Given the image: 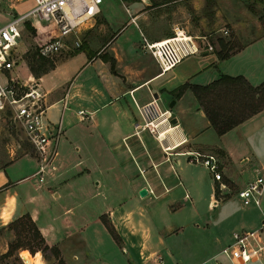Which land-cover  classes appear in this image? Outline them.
<instances>
[{
  "label": "crops",
  "instance_id": "obj_1",
  "mask_svg": "<svg viewBox=\"0 0 264 264\" xmlns=\"http://www.w3.org/2000/svg\"><path fill=\"white\" fill-rule=\"evenodd\" d=\"M30 2L27 5L24 0L18 12L13 11V13L24 14L33 5V0ZM13 5L16 7L15 2ZM5 14L7 18L0 25L13 16ZM26 22L32 27H36V23L39 24L28 17L25 18L20 29L27 28ZM108 35V38L95 48L85 45L87 50L71 54L82 47L73 48L74 50L68 55L54 61L53 67L36 77V80L39 88L45 93L44 101L48 105L46 115L51 121L60 118L61 132L63 133L64 130L65 138L70 140L69 130L74 125L65 112L67 104H70L77 106V119L83 123L82 125L89 124L92 128H97L98 141L112 160V163H107L105 166L108 170L119 166L122 179L114 172L112 175L105 173L102 177L97 176L98 179L94 180L93 184L98 186L102 182L103 188L98 190L102 197L97 199L94 215L87 219L84 215L77 214L76 217L79 219L75 220L73 216L76 215V211H71L72 206L65 205L58 208L51 206L53 200H56L53 195L58 196L59 191L52 193L49 189L48 186L55 175L47 169L53 167L51 161L56 155V150L40 173L38 162L32 156L20 155L9 159L0 164V226L6 225L21 213H28L44 241L58 248L59 256L65 264H75L79 252L83 255L78 264L85 262L157 264L153 255L158 254L161 258L159 248L164 234L178 229L169 231V225L162 224V218L167 212V205L169 209L179 206L176 201L179 191L182 192V201L188 204V209L194 215L199 214L200 202L203 200L207 207H210V203H215L214 199L217 200L214 197V185L218 181L203 174L199 169L203 168L197 167L196 163L188 162L181 151L212 152L211 149H218L221 152L224 163L219 157L218 162L224 180L221 181L223 187L219 188L218 192L229 191L224 188L226 182L234 186L230 188L231 192L221 199L224 200V205L235 196L241 201L236 190L253 178L256 171L264 176V107L218 135L208 124L203 111L188 88L179 95L173 93V89L183 81L204 84L217 77L218 72L242 74L252 84L264 80V32L245 41L221 60H217L213 54L207 63L175 70L168 78L162 80L158 79L166 70L163 72L159 70L153 57L141 44L143 50L133 41L117 45L115 42L117 35L114 33ZM70 45L67 44L63 48L69 49L67 47ZM199 51L203 55L208 54L205 48ZM149 63L153 64V70H147ZM42 79L45 83H42ZM169 98L173 100L172 110L163 106V102L169 101ZM150 100H154L153 103L158 110L167 108L171 111L169 120L175 118L176 126L170 127L171 131L167 130L161 144L153 134L141 126L142 118L138 107ZM102 109L106 111L99 112ZM78 110H82L83 113L79 114ZM195 115H199V120L203 122L200 126L195 125ZM101 127L104 128L102 137L100 136L102 130L99 129ZM208 129L213 130L217 137L208 138L204 134ZM223 136L224 142L221 140ZM182 137L184 141L177 142ZM65 138L62 140V146L65 145ZM129 138L131 141H128ZM165 146L168 149L166 153L161 149ZM76 148H79V144ZM115 148H122L129 159L119 164L110 150L115 151ZM212 153L217 156L216 153ZM167 156L169 159L170 156L173 157L176 171L171 162H168ZM80 160L77 159L76 162ZM238 160L247 166L244 168L242 167L244 164L237 165ZM45 176L48 181L44 183ZM118 179L124 182L126 189L124 193L117 192ZM158 185L161 187L156 191ZM140 187L146 188L144 195L138 194ZM98 191L94 194H98ZM149 194L153 195L154 199L160 196V199L144 202ZM50 195L54 198L49 203ZM259 204L258 206L246 204V207L253 209V215L251 213L247 215L245 224L240 225L242 227L228 230L226 239L230 237L231 230L258 228L264 217V206L261 208ZM230 213L228 211L224 214V221L231 216ZM101 214L111 223L118 241L106 230L99 217ZM238 221L242 222L241 219ZM263 230L264 227L259 235L264 242ZM90 231L95 237L94 245L97 247L95 252L88 249ZM102 235H105L104 239H107L108 243L102 242ZM220 247L218 244L206 245L205 255L201 261L206 262L213 258ZM36 258L38 256L31 261ZM255 261L264 264V248L258 259L250 262Z\"/></svg>",
  "mask_w": 264,
  "mask_h": 264
},
{
  "label": "rangeland",
  "instance_id": "obj_2",
  "mask_svg": "<svg viewBox=\"0 0 264 264\" xmlns=\"http://www.w3.org/2000/svg\"><path fill=\"white\" fill-rule=\"evenodd\" d=\"M23 1L0 0V23L7 18L5 13H8L9 16L15 15L13 11L17 13L19 7L23 6ZM10 2H12L11 5L9 4ZM14 2L16 7L13 5ZM29 3H31L30 0H26V4L28 5ZM13 7L15 8L13 9ZM99 9L100 12L93 21L80 25L77 30V37L80 41L77 48H82L72 52L76 47L70 45L67 47L69 49L58 50L50 56L55 62L70 52H72L71 54H76L87 50L85 45L91 48L100 46L105 38H108V34L113 33L117 35L115 39L117 45L133 41L138 44L141 50H143L140 46L143 38L146 40L159 39L171 35L175 29H182L191 35V38L198 43L200 50L207 43L210 44L211 48L206 50L207 55H203L198 51L182 57L174 67L163 72L158 79L162 80L168 78L175 70L191 68L203 62L207 63L209 58L219 48V39L229 45L226 47L227 51H232L238 49L245 41L264 32V0H102L99 4ZM35 26L33 27L34 31L28 28L20 30L18 42L13 50V57L18 60V63L10 69V73L20 79L30 73L28 64L35 62L36 55L33 52H35L37 44L51 34L49 26L44 27L37 23ZM223 28L227 29L226 34L221 31ZM67 44L71 43L68 42ZM149 69L153 70L152 63H149L147 70ZM43 80L42 83L44 82ZM171 100L169 98V101L163 102V106L172 110L174 107L168 106ZM67 105L65 112L74 125L69 130L70 135L68 137L70 140L65 138L64 130L63 133H60L56 143V155L51 161L53 167L52 169H47L55 175L48 186L49 189L52 190V193L59 191L58 196L53 195L56 198L55 201L53 200L54 197L50 195L49 203L53 200L51 206L55 208L65 205L72 206L73 209L71 211H76V215L73 216L75 220L79 219L76 217L77 214L84 215L87 219H90L94 215L98 204L97 199L102 197V195H99L98 190L103 188L101 187L102 182L96 186L93 181L98 179L97 176L102 177L105 173L112 175L114 172L120 179H122V174L119 173V166L114 167L112 170H108L105 166L107 163H112V160L108 156L107 150L98 141L97 128H92V125L89 124L86 126L82 125L83 123L77 119V106ZM103 110L106 111V109H102L99 112ZM198 116L195 115L194 121L195 125L200 126L203 122L199 120ZM203 118L205 120V117ZM190 120L193 121L191 118ZM99 129L102 130L100 134L102 137L104 128L101 127ZM147 134L149 135V133ZM204 134L211 139H213V136L217 137L211 129L204 131ZM64 138L66 139L65 145L62 146ZM221 140L224 142V136ZM128 141H131V138ZM78 144L79 148L77 149ZM110 150L119 164L129 159L122 148H115V151ZM211 150L224 163L221 152L218 149ZM20 155L32 156L37 162L40 157L25 141L23 132L13 124L10 114H7L4 109H0V164ZM170 158L167 156L168 162H171L174 168L173 157L170 156ZM77 159L81 160L76 162ZM242 164H244L242 166L244 168L247 166V164L238 160L237 165ZM196 165L203 168H199L203 174H206L208 178L209 176L211 177L206 167L204 168L200 163H196ZM174 171H176L175 168ZM46 179L47 176H45L44 183L48 181ZM120 179L117 180L116 184L119 194L126 191L124 182ZM223 180L224 177L222 176L220 181ZM215 183L217 184V189L220 190L219 183ZM225 186L224 188L229 189V191L217 192L215 197L217 200H215L214 204L210 203V207L206 206L205 200L200 202L201 208L197 215L190 212L188 204L182 201V192L178 190L179 194L176 196V201H178L179 206L169 209L167 205V212L163 214L162 218V224L169 225V231L178 229L164 234L160 245L161 248H159L161 258L158 254L153 255L158 262H156L157 264H196L197 262L201 264H216L215 259L217 257L210 258L206 262L201 261L205 255V246L218 244L220 247L226 244L229 241V238L226 239V232L233 227H242L240 225L245 224L244 221L248 218L247 215L249 213L253 215L254 213L252 208L243 205L240 200H237L236 196L232 197L224 205V200L221 199L224 196L226 197L228 192H231L230 188L234 187L232 183L228 182L225 183ZM160 187L158 185L156 191H159ZM96 191H98V194L95 195ZM152 198L153 195L149 194L148 198L145 197L144 202L157 201L160 196L155 197V199ZM263 199L264 194L262 195L261 192L259 196V200H261L259 207L261 208L264 206ZM228 211L231 212V216L224 221V214ZM237 218L241 219L242 222L238 221ZM13 236L12 230L5 225L0 226V264H54L52 256L46 259L43 257L41 250L37 249L32 252L27 247H24L27 244L14 249L10 254L3 255L6 243ZM104 236H101V240L106 244L109 241L104 239ZM23 240L26 241L24 238ZM88 241L90 242L88 249L95 252L97 247L94 245L95 237L92 231H90ZM35 251L39 252L38 255L35 254L36 256L33 255ZM81 255L83 254L79 252V258L74 261L75 264L80 262ZM87 255L89 254L87 253ZM37 256L39 259L36 258L31 261ZM246 264H259V262L255 261L252 263L249 261Z\"/></svg>",
  "mask_w": 264,
  "mask_h": 264
},
{
  "label": "built area",
  "instance_id": "obj_3",
  "mask_svg": "<svg viewBox=\"0 0 264 264\" xmlns=\"http://www.w3.org/2000/svg\"><path fill=\"white\" fill-rule=\"evenodd\" d=\"M101 2L102 0H33V5L27 12L13 15L0 25V109L8 110L12 122L23 132L27 142L40 156L39 173L52 159L62 128L60 118L51 121L47 117L48 105L44 101L45 93L39 88L36 77L29 73L20 79L10 73V69L18 63V60L13 57V50L20 36V27L28 17L41 26H49L51 34L37 44L36 54L50 57L67 46L68 42L74 47L79 46L77 30L80 25L94 20L100 12ZM221 31L224 34L227 33L226 28ZM141 46L153 57L161 72L174 66L182 57L200 50L198 43L182 29H175L171 35L159 39L143 38ZM204 48L207 50L211 46L207 43ZM153 101L150 100L138 107L142 118L141 126L153 134L161 144L167 129L175 127L176 124L169 121L170 111L167 108L158 110ZM77 112L83 113L82 110ZM183 141V137L177 140L179 143ZM161 149L164 153L168 150L167 146ZM181 152L185 154L188 162L205 166L212 179L218 181L219 188L223 187L220 181L218 157L215 154L197 150ZM263 187L264 176L256 171L253 178L237 189L236 193L242 204L258 206ZM150 192H152L151 189ZM263 227L264 217L256 229L232 230L229 241L222 245L213 256L217 257L216 264H246L258 259L264 248V242L259 235Z\"/></svg>",
  "mask_w": 264,
  "mask_h": 264
},
{
  "label": "trees",
  "instance_id": "obj_4",
  "mask_svg": "<svg viewBox=\"0 0 264 264\" xmlns=\"http://www.w3.org/2000/svg\"><path fill=\"white\" fill-rule=\"evenodd\" d=\"M26 27L34 31V28L29 26L27 22ZM218 45L219 48L215 51L217 60L227 57L234 51H227L226 47L229 45L221 39L218 40ZM33 54L36 55H33L35 56V62L29 63L28 69L34 77H38L53 67L54 60L51 57L37 55L36 50ZM186 88L191 91L208 124L218 135L264 107V80L252 84L242 74L231 75L218 72L217 77L204 84L183 81L173 89V93L179 95ZM4 110L9 114L7 109ZM25 141L27 142L26 139ZM217 192V184H215L214 197H216ZM99 217L112 238L118 241L117 234L107 217L103 214ZM5 226L12 230L14 236L6 243L3 255L10 254L14 249L27 244L24 247L32 252L37 249L41 250L43 257L46 259L52 256L54 264H65L59 256L58 248L54 244L48 245L44 241L43 236L28 213H21L7 222ZM35 254L38 255L39 252L35 251Z\"/></svg>",
  "mask_w": 264,
  "mask_h": 264
},
{
  "label": "water",
  "instance_id": "obj_5",
  "mask_svg": "<svg viewBox=\"0 0 264 264\" xmlns=\"http://www.w3.org/2000/svg\"><path fill=\"white\" fill-rule=\"evenodd\" d=\"M154 96H155V94H154ZM172 103H173V100H171V101L169 102L168 106H171ZM169 121H170V123H174L175 118L172 117ZM137 192H138L139 195H144V194L146 193V188H144V187H140V188L138 189Z\"/></svg>",
  "mask_w": 264,
  "mask_h": 264
},
{
  "label": "bare ground",
  "instance_id": "obj_6",
  "mask_svg": "<svg viewBox=\"0 0 264 264\" xmlns=\"http://www.w3.org/2000/svg\"><path fill=\"white\" fill-rule=\"evenodd\" d=\"M167 130L171 131V128H168Z\"/></svg>",
  "mask_w": 264,
  "mask_h": 264
}]
</instances>
